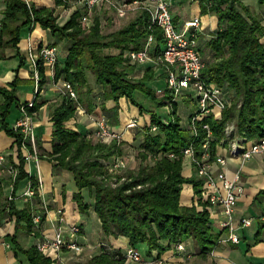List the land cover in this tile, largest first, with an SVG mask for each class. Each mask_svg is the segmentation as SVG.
Listing matches in <instances>:
<instances>
[{"label":"trees","instance_id":"trees-1","mask_svg":"<svg viewBox=\"0 0 264 264\" xmlns=\"http://www.w3.org/2000/svg\"><path fill=\"white\" fill-rule=\"evenodd\" d=\"M56 2L68 4V0ZM199 2L202 13L211 12L218 17V28L206 44L213 59H205L201 75L208 81L216 82L223 94L231 100L220 116L210 115L204 119L210 124L215 138L211 142L212 149L216 141L224 137L227 122L233 119H236L241 136L248 140L257 139L264 135V11H261V8L264 10V0H257L261 16L243 0ZM55 11V7H37L26 0H6L4 16L0 20V58L6 57V47H18L23 27H33L39 23L49 28L53 35L70 41L64 61L55 65L56 79L63 77L72 82L78 91L89 84L88 77L92 72L95 81L103 84L106 98L118 100L126 96L139 107L140 112L148 114L147 123L140 128L138 168L113 169L111 164L114 158H124L122 139L103 141L90 136L89 131L81 132L66 127V121L75 114L78 104L77 100L68 95L53 108L52 151L48 157L55 167L72 172L75 185L73 200L79 211L89 214L93 210L107 236L117 238L125 235L130 239L129 246L136 247L140 252L138 245L146 243L147 251L146 255L141 252L142 260L150 256L153 264H162L157 262L162 258L161 254L175 249L178 242H185L190 236L196 237L199 254L206 256L218 246L221 231L214 228V215L210 210L205 180L198 174H183L185 155L182 149L192 140L188 125L197 110L193 92L185 91L173 99L166 71L162 67L165 84L161 91L147 84L154 76L152 66L146 67L140 78L129 75V70L136 65L131 61L129 51L142 49L150 34L156 39V49H162L161 28L156 25L150 27V14L147 10L141 11L132 21L108 34L102 32L99 15L90 14L91 23L90 18L87 22L82 20L86 11L83 5L75 8L62 23ZM107 48L117 51H105ZM20 58L19 66L25 62L24 57ZM39 63L42 90L46 75L42 60ZM21 82L17 72L8 86H0V93L4 97L0 101L1 127L15 138L19 150L23 133L14 130L13 125L10 126L5 120L14 108L20 109L21 103L29 101L19 102L17 90ZM137 91L148 97L150 106L136 99ZM233 91L235 95L231 97ZM40 92L36 93L29 112L42 105L38 101ZM180 98H186L190 101L189 105H195L187 115L186 125L179 113ZM156 106H169V110L161 115L155 111ZM198 127L197 147L207 134L201 124ZM171 152L175 153L174 157L169 156ZM25 163L26 158L20 152L19 163L16 164L18 172L14 179L9 177L13 180L10 196L4 194L1 183L5 178L0 177V225L6 216L15 217V232L8 235L15 250L24 253L31 264H51L50 257L40 251L37 244L24 247L18 240L20 230L41 237L40 227L46 216L43 211H38L42 207L32 209L30 203L18 207L15 202V191L20 181L29 178L35 188L30 199L33 198L34 203H41L39 178L26 170ZM185 183L193 184L191 205L181 203ZM260 194H264V188L259 190ZM36 214L41 216L39 222L34 220ZM78 226L80 234L82 227L80 224ZM111 246L103 243L98 254L81 264H129L127 249H113ZM155 250L157 252L153 253Z\"/></svg>","mask_w":264,"mask_h":264},{"label":"crops","instance_id":"crops-1","mask_svg":"<svg viewBox=\"0 0 264 264\" xmlns=\"http://www.w3.org/2000/svg\"><path fill=\"white\" fill-rule=\"evenodd\" d=\"M29 1L37 7H55V14L58 15L61 23L65 22L72 11L81 5L76 0H68L67 5L57 4L56 0ZM5 7L6 0H0V20L4 16L3 10ZM171 10L179 28H183L186 20L197 15L201 16L202 25L198 34V45L202 37L204 46H207V41L218 28L217 15L211 12L202 13L199 0H172ZM91 20L90 18V23ZM47 44L58 47V62L62 63L68 53L70 41L53 35L49 28H45L39 23H36L33 27H23L18 47H6L4 50L6 57L0 58V86H8L9 82L14 79L18 72L22 80L17 90V97L20 103L32 98L31 92L22 94L21 88L24 85L30 82L34 90V82L31 78V71L28 65V49L32 46L38 51L43 45ZM59 44H63L64 48H60ZM200 48L202 50L201 46ZM202 52L206 59L205 53L209 52V49L206 47ZM21 56L24 57L25 62L19 66ZM132 62H135L136 65L132 70H129L130 76L140 78L146 67L152 66L154 76L147 84L152 86L156 91L163 89L165 80L163 79L164 82L160 81L164 77L161 67L155 66L151 61ZM44 72L46 82L38 97V101H41L42 105L33 111L37 146L40 154L39 168L35 160H26L25 163V168L31 175H35L38 178L41 176L42 182L39 186L41 203H34L35 200L33 198L27 199L22 195L28 185L31 184L29 178L20 181L15 191L16 196L14 199L18 207H24L28 203H30L32 209L42 207L38 211H43L46 216L40 227L42 232L41 237L35 234H27L25 231L20 230L17 234L18 240L24 247L32 244L38 245L41 240L53 238L57 226L61 225L64 233L69 234L73 224H80L82 232L79 234V240L83 244V252L76 254L69 248L64 247L59 254H56L50 249L44 254L50 257L52 260L51 264L85 263L90 257L101 251L100 245L103 243L112 245L113 249L126 250L129 247V237L125 235H119L117 238L107 236L102 230L100 220L93 210L89 214L79 211L77 203L73 200L75 185L71 182V175L67 173V170L55 167L48 157V153L52 151V132L54 128L51 119L52 110L67 95L63 89L65 79L63 77L56 79L55 73L52 74L49 68H44ZM88 81L89 84L87 86H83L77 91L82 109L77 107L75 114L66 121V127L81 132H93L98 120L102 118L107 119L112 128L121 134L124 150V158H122L126 162L123 168H134L133 163L138 158L136 151L139 150L138 146L141 140L140 128L147 123L148 114L140 112L139 107L133 104L126 96H122L118 100L106 98L104 95L105 88L103 84L95 81L94 73H89ZM158 83L162 85L159 86ZM138 93L143 97L142 93L138 91L136 92V96ZM3 98V95L0 93V101ZM136 99L140 102L143 101L138 98ZM144 102V105L147 106V99ZM150 105L148 104V106ZM15 110L14 119L10 120V114L5 120L10 126L15 123L20 115V109L17 107ZM131 119L137 121L135 127L128 126V122ZM221 151L223 150L221 149ZM20 152L25 156L28 150L23 146L19 150L15 138L1 127L0 122V154L5 155L4 161L0 162V177L5 178L1 183V188L4 194L8 196L12 194L13 190V180H10L9 177L11 176L14 179L18 172L16 164L19 163ZM139 163L137 162L135 166H138ZM239 168H242L244 190L237 203V217H253V223L240 230L241 241L239 243L222 241L215 248L213 254L209 253L206 256H201L196 237L190 236L185 241V250L175 251L172 248L161 254V257L168 264H188L187 262L190 264H264V218H262L264 216V194L258 195L259 190L264 188V152L255 154L244 163L239 157H232V160L228 161L227 169L230 175ZM192 169L194 172L191 175H195V168L193 166ZM216 169H218V166ZM216 169L214 165V170ZM183 174L190 176L189 174H185L184 171ZM193 195V184L185 183L182 189L181 203L191 205L193 203ZM95 216L96 237L86 229V223L89 221V218L91 220ZM59 218H62L63 221L60 222ZM14 232L15 217L6 216L0 225V264H31L24 253L15 250L14 244L8 236ZM156 252V250L153 251V253ZM150 258V256L144 258L147 264H153ZM133 262L134 260L130 258L127 260L129 264Z\"/></svg>","mask_w":264,"mask_h":264},{"label":"built area","instance_id":"built-area-1","mask_svg":"<svg viewBox=\"0 0 264 264\" xmlns=\"http://www.w3.org/2000/svg\"><path fill=\"white\" fill-rule=\"evenodd\" d=\"M30 3L29 0H26ZM86 8L82 15L83 21H88L92 10L95 7L107 4L113 7L118 16L124 17L130 3L140 2L144 10L150 14V27L156 25L161 28L163 33V48L156 49V39L150 34L146 44L142 49H131L128 53L131 61L145 62L151 61L155 66L162 67L166 71V80L173 95V99L182 95L185 91H192L195 97L197 110L189 121V131L193 135L183 149L184 155L190 156V163L195 168V172L202 177L207 186V197L210 204L211 213L214 215V222L221 231L218 244L222 241H231L239 243L241 241L240 230L245 226L253 223V217H237V203L241 193L244 190L242 179V168L237 169L232 175L228 173L227 158L239 157L244 163L255 154L264 152V135L248 140L240 135L236 120L228 121L225 126V135L216 141L214 149L211 142L214 141L213 131L208 122L204 121L207 116H220L224 107L231 103V100L223 94L222 88L214 81H208L202 77L201 71L206 61L202 50L198 45V34L201 28V16L197 15L185 21L183 28H179L174 20L171 5L172 0H76ZM28 65L31 71V78L34 82L35 95L40 89L41 74L40 63L44 68H49L52 74L55 73V65L59 61V49L56 45H43L38 51L32 46L29 47ZM63 89L65 94L70 98L77 100V107L82 109L78 101V92L74 84L68 80L64 81ZM35 97V96H34ZM34 97L27 103L20 104V115L13 124L14 130H20L23 133L22 146L28 150L25 155L26 160H35L39 162L37 148V135L34 122L33 112H29V107L33 106ZM202 125L207 132L199 147L196 144V138L199 132V125ZM137 121L131 119L128 122L129 127H135ZM154 128H156L154 126ZM90 136H96L103 141L110 139H121V134L116 132L107 119L102 118L97 121L93 132ZM32 147V150H30ZM221 149L223 151H221ZM169 156L174 157L175 153L171 152ZM5 159L4 154H0V162ZM218 169L214 170V165ZM126 162L121 157H115L111 168L120 169L125 167ZM39 168V165H38ZM41 176L39 183L41 184ZM35 193V188L29 184L22 193L27 199ZM61 211V210H60ZM40 214L34 216L35 222H39ZM264 218V216H262ZM217 219V222L215 221ZM59 221H63L59 218ZM80 228L78 225L71 226V232L65 234L61 225L57 226L55 236L41 240L38 243V249L47 253L52 249L53 252H59L67 247L76 254L83 252V245L78 239ZM210 254L214 253L215 248ZM186 249L184 241H180L175 246V251ZM126 255L134 260L141 261V252L136 248L129 246ZM158 263L168 264L165 259L161 258Z\"/></svg>","mask_w":264,"mask_h":264},{"label":"rangeland","instance_id":"rangeland-1","mask_svg":"<svg viewBox=\"0 0 264 264\" xmlns=\"http://www.w3.org/2000/svg\"><path fill=\"white\" fill-rule=\"evenodd\" d=\"M243 2H245L246 4L251 5V7L254 9L255 13L260 15V5L258 4L257 0H243ZM143 7L142 4L140 2H132L129 4L128 9H127V14L124 17H120L117 15L115 9L107 4H103L101 6H98L97 8H94L91 12V14L94 16L95 14L100 16L101 19V26H102V32L103 33H110L116 29H119L121 27H123L124 25H126L127 23H129L130 21H132L137 15H139V13H141V11H143ZM259 10V11H258ZM261 11L263 12L264 10L261 8ZM258 12V13H257ZM91 15V16H92ZM261 16V15H260ZM199 45L202 47V50L204 51L206 49L207 46H204V41L203 38L201 37L200 41H199ZM60 48H64L63 44H59ZM105 51H114L116 52L117 49H111V48H107ZM209 55V56H208ZM205 56L207 57L206 60H212V54L210 52L205 53ZM131 77L135 78L134 76L131 75ZM164 77H162V80L164 82ZM165 83V82H164ZM23 85V84H22ZM158 85H162L160 83H158ZM25 86V87H24ZM21 90H22V94H24L25 92H31L32 93V98L35 96V92L33 90V87L31 85V83L29 82L27 85H24ZM139 92V91H138ZM141 93V92H140ZM143 97L141 95H139V93L137 94V98L140 99L142 101L143 104H145V100L147 99V105L150 103V101L148 100V97L145 96L142 93ZM235 92H231L230 96L234 97ZM23 97V96H22ZM31 98V99H32ZM29 99V100H31ZM190 101L188 99H183L180 98L179 99V113L182 114V120H183V124L186 125L187 122V115L189 113V111H191L192 109H194L193 104L189 105ZM193 105V106H192ZM169 110V106H156L155 107V111L158 114L163 115L166 111ZM16 114V110L15 108L12 110L11 112V116H10V120L14 119V115ZM148 118V117H147ZM236 120V119H233ZM232 121V120H230ZM136 153H138V151H136ZM137 155V154H136ZM232 160V157H228L227 161ZM137 162H140V159L137 158L136 161L133 163V167L135 169L138 168V166H135V164H137ZM218 165L215 164V169L217 168ZM217 170V169H216ZM125 171V170H124ZM183 171L185 174H189L191 175V173L194 172V170L192 169L191 163H190V156L186 155L184 157L183 160ZM123 172V171H122ZM68 174L71 175V182L74 183V179H73V174L70 171H67ZM122 174V173H121ZM195 175H197V173L195 172ZM124 178H122L121 180H123ZM217 222V219L215 220ZM95 222H96V216L94 218H89V221L86 223L87 227L86 229L93 233L95 235V237L97 236V231L95 230ZM214 228H218V225L216 223H214ZM139 248L141 250V252L143 253V255H146V251H147V244L146 243H140ZM211 252V251H210ZM209 252V253H210ZM82 256V255H81ZM188 264H190L189 262H187ZM131 264H147V262L145 261V259L143 258V260L141 261H134ZM186 264V263H185Z\"/></svg>","mask_w":264,"mask_h":264}]
</instances>
